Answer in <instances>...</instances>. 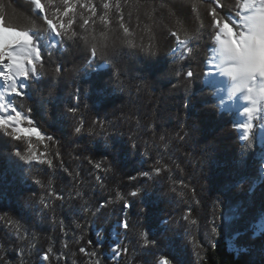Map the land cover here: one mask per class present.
<instances>
[{
    "label": "trees",
    "instance_id": "1",
    "mask_svg": "<svg viewBox=\"0 0 264 264\" xmlns=\"http://www.w3.org/2000/svg\"><path fill=\"white\" fill-rule=\"evenodd\" d=\"M34 3L44 19L30 0H0V25L8 19L9 28L28 34L32 49L23 57L30 74L25 95L9 101L60 143L49 144L51 167L29 165L15 153H35L0 131V264H159L161 257L171 264H264V112L245 122L221 95L208 57L212 45L203 39L213 0H73L74 18L58 27L53 21L66 15L64 0ZM103 3L110 4L106 14ZM216 3L221 15L241 24L234 14L240 0ZM225 29L233 32L227 22ZM172 31L182 43L192 41L185 61L174 62ZM55 64L63 67L58 77ZM187 70L195 72L191 80ZM69 108L80 111L73 116ZM81 121L84 129L75 134ZM0 128H7L3 120ZM141 172L150 178H139ZM136 187L141 192L132 198ZM117 193L130 209L115 201ZM126 213L128 231L121 223ZM138 227L154 243L144 247Z\"/></svg>",
    "mask_w": 264,
    "mask_h": 264
},
{
    "label": "snow or ice",
    "instance_id": "2",
    "mask_svg": "<svg viewBox=\"0 0 264 264\" xmlns=\"http://www.w3.org/2000/svg\"><path fill=\"white\" fill-rule=\"evenodd\" d=\"M30 2L34 5V8L36 10H39L42 14V17L44 19L46 12L41 11L39 8L35 6L34 0H30ZM213 3L216 5V7H212V10H210V16L212 20L211 24V30L207 33V36L203 37V39H207L208 43L212 45L211 50L209 51L210 55L208 57L212 58L213 60H217L218 58H224L227 59L229 56L232 55V53L229 51L227 44L230 43L231 39H235L237 43L240 44L241 50L240 53L235 56V59L230 60L229 64L231 65L230 67L224 69L223 71L227 73L229 76L232 77V79L236 82L235 85V90L236 91H243L245 93V99L250 103V107H248L245 110L246 115L248 116L249 120L251 121L259 112H264V108L258 107V102L259 101H264V73L261 72H251L247 68V50L250 48V42L253 39L254 32L252 26L248 22V17L249 14L253 11L254 8L257 7L255 3L252 2V0H240V3L238 5V10L234 12L237 21H241V24H236L233 23V21L226 15H221V13L217 10L219 7H222L220 4L216 3V0H213ZM64 10L61 12L66 13V15L59 17L58 20L53 21V23L57 24V27L59 26L60 20H63L65 24L68 23L69 20H72L75 16V8L76 4L73 3V0H64ZM84 8H87L90 13L95 11L96 13V8L95 6L91 4H84ZM116 9L117 4H116ZM133 8L138 7V5L133 4ZM142 7V6H140ZM259 12L261 15H264V0H259ZM110 8L109 3H103V9L105 10L104 14L108 13V9ZM120 8V5H119ZM222 17L223 19L221 20L220 24L216 23V19L214 18L215 16ZM14 16V14H13ZM102 17V16H101ZM67 18V19H65ZM18 17L14 16V23L16 20H18ZM51 19V17H49ZM122 21V17H121ZM224 22L229 23L232 26L233 29V35L231 38H229L227 35L222 33L220 31V28ZM44 23L47 24L48 21L44 20ZM122 23V22H121ZM4 27L7 29L8 32H17L19 29L16 27H11L9 28L8 26V19L4 20ZM74 27V23H73ZM51 31V30H50ZM52 32V31H51ZM54 33L57 37L61 38L60 35H58L56 32ZM171 39L175 42L176 47L171 49V53L175 57L174 62L176 60L179 61H185L186 55H185V47L187 48H192L190 46V42H187L186 44L182 43L178 39V35L176 31H172L169 33ZM33 37V35H32ZM202 40L201 35H199V38L196 39L195 41L197 44H200ZM73 43H80L79 40L75 41H70ZM33 43L34 45L38 48L40 52V58L41 61L45 63V55L42 53L40 46L37 44L36 40L33 38ZM129 43H131L129 41ZM219 45V47H218ZM133 50H139L137 48H132ZM10 52L15 53V47H9L7 49ZM90 57H97L96 53L92 49H86ZM149 49L147 47L144 48V51H148ZM155 51V50H154ZM48 53V59H51L52 53ZM178 54V55H177ZM192 54L188 55V58L191 57ZM206 57V58H208ZM113 63V59L109 64ZM58 64H55V75L58 77L62 74L63 72V67L58 65L59 67L57 68ZM220 68V67H219ZM221 69V68H220ZM195 72L193 70H187L186 71V76L191 80V78L194 76ZM29 73L27 71H24L22 73H18L15 71L12 67V64L10 63L9 59L6 57L2 61H0V81H3L5 84V89L3 91H0V120H3L7 128H0V131H2L4 134L7 136L11 137L13 140L18 141V142H23L26 145V152L32 153L34 152L35 155H24L21 151H17L15 154L19 156L22 160L25 161V163L29 165L37 164V165H47L51 167L53 165V160L49 158V153H48V148L50 142L59 144L60 141L56 140L53 136L50 135H45L36 125L33 119L31 118L30 115L25 114L21 110H18V108L9 101L10 96H20L23 97L25 95V90L27 85L23 83L28 79ZM120 73L116 72V76H119ZM175 75L179 77L181 75L180 71L177 70ZM37 76H44V75H37ZM191 85V84H190ZM190 85L188 87H190ZM21 86H23V92L20 91ZM259 89L258 94L255 93V89ZM79 98L77 97V100ZM68 111L75 116L80 109L79 108H69ZM28 112H31V109H28ZM84 122L81 121L77 126L74 127V133L75 134H81L82 130L84 129ZM244 130H245V138L250 134L252 124L248 123L246 125H243ZM16 130L18 133H23V135L19 134H12L13 130ZM93 129L91 127L88 128V132L91 133ZM35 141V142H34ZM39 146H43L44 151H40ZM135 147V145H133ZM57 156L60 155L59 152L56 153ZM145 156L148 155L147 152L144 153ZM97 169L101 167L99 163L95 165ZM67 172V169H65ZM157 173H159V169H156ZM150 178V172H141L139 174V178ZM97 180H100L101 177L97 176ZM132 181H135L138 179V177H131L130 178ZM37 184H40L39 180L35 181ZM173 191H175L173 189ZM141 192V189L139 187H136L133 190H130L128 195H130L132 198H136L139 196ZM71 195V194H70ZM77 196H82L83 193H76ZM184 193L181 192L180 196H183ZM57 199L63 200L64 196L59 195L57 196ZM115 201H123L125 208L130 209L131 204L130 200H126L125 196L121 193H117L115 197ZM40 204H44L43 198L40 199L39 201ZM88 201H85V204H87ZM108 205V201H104L97 205L96 208V213H98L101 208H105ZM47 207V205H44ZM0 219H4V217L0 216ZM130 219H132L129 215V213L125 214V219L122 220V227L125 231H128L130 228ZM184 219L187 220L188 217L184 216ZM11 224L12 222L9 221ZM192 224H196V220L191 221ZM76 228H80L81 225L79 223H76ZM140 243L144 247L150 246L153 241H151L148 237V234L146 231H144L142 228L138 227V233ZM21 239L25 237H20ZM91 243V241H90ZM3 245H0V248H2ZM53 250L52 248H48L47 252L51 253ZM81 252H84L86 255L90 254L92 257L97 256V252L92 251L91 253H87V250L84 248L80 249ZM116 252L120 251V245H117ZM127 251V250H126ZM42 259L47 261L49 259L47 254H44L42 256ZM94 264H101V261L99 259H96ZM159 264H171V261L167 257H161Z\"/></svg>",
    "mask_w": 264,
    "mask_h": 264
},
{
    "label": "rangeland",
    "instance_id": "3",
    "mask_svg": "<svg viewBox=\"0 0 264 264\" xmlns=\"http://www.w3.org/2000/svg\"><path fill=\"white\" fill-rule=\"evenodd\" d=\"M253 3H255L257 5V7L253 9V11L249 14V17L247 19H248L249 24L253 28V32H254L253 38L256 36L258 38H260L262 40L263 47H264V15H261L259 12V7H258L259 0H253ZM229 31L231 32V35H233V32L231 30H226V29L222 33H224L225 35H227L230 38V36L228 35ZM5 33H8L7 29H5L3 26L0 25V47L3 45V36ZM21 34L28 35L26 33H21ZM233 40H235V39H233ZM238 45H240V44L238 43ZM218 47H219V45H218ZM254 49L255 48L252 46V43L250 42V48L247 50V58L248 59L250 58L251 61H254V62L256 61L255 62L256 66L254 67L255 69H257L256 72L264 73V62H263V60H262V62H260V58H261L260 51L258 52V49H256L257 51ZM230 52L233 53V51H230ZM263 53H264V48H263ZM262 55H264V54H262ZM225 60L228 61V58ZM12 63H13V61H12ZM212 65H213L212 70H211L212 74H214V76L220 82L221 95L224 97V99L227 102H232L233 104H235L237 106L238 109L242 110V118L245 122H247L249 120V118L246 115L245 110L248 107H250L251 105L245 99V96H238L239 91L234 90L235 86L232 88V86L230 85L231 84L230 80L227 79L228 74L223 71L224 69L230 67L231 65L229 64V62L221 61L220 58H218V61L213 60ZM4 89H5V87L3 89H0V91H3ZM254 91L256 94H258L259 89L257 88ZM260 102H262V101L258 102V107H259ZM242 130H244V127L242 128ZM263 173H264V171H263Z\"/></svg>",
    "mask_w": 264,
    "mask_h": 264
},
{
    "label": "clouds",
    "instance_id": "4",
    "mask_svg": "<svg viewBox=\"0 0 264 264\" xmlns=\"http://www.w3.org/2000/svg\"><path fill=\"white\" fill-rule=\"evenodd\" d=\"M231 36V32L228 33ZM254 39V38H253ZM31 39L28 35L19 32H8L3 36V45L5 48L4 55L11 58L13 61L12 67L18 73L23 72V57L30 55L32 49L30 48ZM15 47V53L8 51L9 47ZM229 51H233L230 43L227 44Z\"/></svg>",
    "mask_w": 264,
    "mask_h": 264
},
{
    "label": "bare ground",
    "instance_id": "5",
    "mask_svg": "<svg viewBox=\"0 0 264 264\" xmlns=\"http://www.w3.org/2000/svg\"><path fill=\"white\" fill-rule=\"evenodd\" d=\"M252 2H253V0H252ZM232 36V35H231ZM231 36H230V38H231ZM230 43H231V46H232V48L234 49L233 50V53H232V55L231 56H229L228 57V61L227 60H225L224 58H220L221 59V61H223V62H229L230 60H233V59H235V56H236V54H238V53H240V50H241V46L240 45H238V43L235 41V40H233V39H231L230 40ZM251 43H252V46L255 48L254 50H256V49H258V52L260 51V56H261V58H260V62H262V60H263V62H264V55H262V54H264L263 53V43H262V40L260 39V38H258L257 36L256 37H254V39H252V41H251ZM262 43V44H261ZM4 51H5V48H4V45H2L1 47H0V61H2L3 59H5L6 57L9 59V61H10V63H12V60H11V58L10 57H8V56H6V55H4ZM257 51V50H256ZM262 53V54H261ZM259 54V53H258ZM259 56V57H260ZM257 57V56H256ZM233 58V59H232ZM256 62V61H255ZM254 61H251L250 60V58L249 59H247V68L251 71V72H256L257 71V69H255L254 67L256 66V63H255ZM259 62V61H258ZM228 77H227V79H229L230 80V82H231V86H232V88L236 85V82L232 79V77L231 76H229V75H227ZM5 87V84H4V82L3 81H0V89H3ZM235 90V89H234ZM238 96H245V93L242 91H239L238 92Z\"/></svg>",
    "mask_w": 264,
    "mask_h": 264
}]
</instances>
